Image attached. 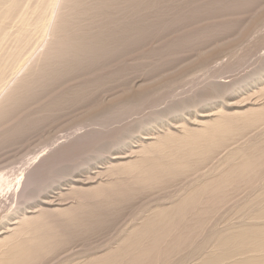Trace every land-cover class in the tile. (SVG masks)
Listing matches in <instances>:
<instances>
[{"label": "bare ground", "instance_id": "6f19581e", "mask_svg": "<svg viewBox=\"0 0 264 264\" xmlns=\"http://www.w3.org/2000/svg\"><path fill=\"white\" fill-rule=\"evenodd\" d=\"M163 1L0 0V147L12 146L15 135L25 133L27 126L45 122L44 117L38 125V118L22 119L25 109L40 105L46 100L43 94L55 93L79 79L81 84L66 86L63 96L57 92V101L47 94L55 101L48 106L51 99L43 111L49 114L93 101L105 113L102 127L111 131L104 139L100 136L95 154L84 160L88 168L98 166L91 168L94 173L86 172L91 175L86 180L80 181L66 162L67 168L62 170L65 159L33 171L32 159L29 167L0 168V200L11 201L0 217V264H264V69L222 84L215 83L219 70L212 67L217 72L211 70L209 80L214 82L207 89L203 86L204 95L195 94L187 101H175L173 92L168 97L162 94L165 87L173 90L175 85L167 80L175 72L151 81L136 76L149 77L158 64L188 50L206 59L211 50L203 48L201 40L187 46L186 35L173 31L196 28L207 37L223 23L197 25L201 13L245 15L256 0H226L225 4L213 0L209 9L203 7L204 1L186 26L182 11L168 20L180 8L172 3L161 5ZM263 10L264 6L252 11L251 24ZM172 37L167 41L172 49L168 58L164 52L165 61L162 54L152 52L156 56L152 60L145 52L150 40ZM138 52L147 55L143 59ZM189 60L184 66L193 61ZM240 61L235 70L246 64ZM205 68L210 71L208 65ZM130 70L132 76L128 77ZM103 94L105 99L100 100ZM234 97L241 99L230 102ZM162 104L168 106L157 110ZM116 106L120 109L113 111ZM149 108L152 113L139 116ZM144 117L147 119L142 120ZM130 118L134 122L126 121ZM122 121L129 124L124 126ZM252 133L255 135L250 136ZM38 175L43 177L39 180ZM70 176L73 179L67 181ZM64 181L69 184L62 191L59 184ZM247 191L251 197L245 195L236 211L249 215L233 224L234 219L225 214L233 216L232 201L236 198L237 202ZM146 196L157 199L153 203L147 199L149 204L143 207L141 203L115 241L75 261L66 258L76 242L116 226L123 206Z\"/></svg>", "mask_w": 264, "mask_h": 264}, {"label": "rangeland", "instance_id": "374dc122", "mask_svg": "<svg viewBox=\"0 0 264 264\" xmlns=\"http://www.w3.org/2000/svg\"><path fill=\"white\" fill-rule=\"evenodd\" d=\"M167 1L168 0H164L161 3V5H167V3L168 4L172 3V4H175V6H178V8H180V11H178V10H177L178 12L174 11L173 15L168 17V20L170 21L171 19H174L175 17L176 18L179 17V15L182 11L180 17H182V19L184 18L183 21H185V22L183 23V25H185V26L189 25L190 21H192L193 15L195 13H197V11L201 8L200 6H202L205 2L206 3L203 5V7H206L207 9H209L214 4L213 0H198L199 2L197 0H189L190 3H188L189 1H187V0H169V2H167ZM173 1L176 3H174ZM200 1L203 3H201ZM214 1H215V3L219 2V3L225 4L226 0H214ZM229 1L231 2V1H235V0H229ZM229 1L227 0V3H229ZM260 1H262V0H260ZM260 1L256 0L252 4V5H254L253 9L251 8V9L247 10L245 12L246 13L245 15L230 17L229 15L226 14L225 11H223L222 14L215 13L213 11H211L208 14V11H206L204 13H201L203 15H201V14H200V16L197 15L199 18L195 17V19H194L196 22H198L197 18L200 20L197 25H202V24L203 25H208V24L211 25V24H215V23H223V24H220L219 28L215 29V31L213 33L211 32L212 34H209L207 37H205V35H201V33L199 31H197L199 29L196 30V28L194 30H186V32H184V33H181L180 31H178L179 29L173 31L175 35L181 34L182 37H183V35H186V36H184V37H186V38H184V40L187 41V44H186L187 46H189L188 45V44H190L189 42L192 43L195 39H197L196 42H199V43L201 40L202 41L201 43L205 44V45H203L204 46L203 48H206V50H211L210 51L211 53H209L207 55L206 59H199L197 57L196 51H189V50L187 52L181 53V54H184L182 56L180 54H178V55H180L179 57L177 55L174 56L175 58L177 57L176 59L173 56H172V58L171 57L168 58L169 54H170L169 51L172 48L170 49L169 46L167 47V41H168V43H170L171 40H173L174 38L173 37L171 39L167 38L166 41L156 40V39L150 40V42L148 43L150 45H148L146 47L145 52L148 51L151 54V55L148 54L151 57V59L153 60L154 57H156V56H154L156 54L159 56L162 54L160 57L164 61L167 58L168 59L164 63L161 62L160 63L161 65L158 64L157 65L158 68L156 67L155 70H152L153 72L149 73V75H150L149 77L146 75H141V73L139 75H136V76L144 77V81L147 79H149L151 81L153 79L157 80L156 78L161 77V75L167 76V75H171L172 73L175 72V74H172V76L174 75L173 77L175 79L172 76H169L168 77L169 79L167 80V84L169 82H171V85H175L173 87V90L172 91L170 90L171 87H169V88L165 87V88H163L162 94L165 93L166 96L168 97L169 93L173 92L175 94V97H176V99H174L175 101L177 100V98H179L178 100L187 101L190 97H192L195 94H198V96L204 95L203 91L205 90V88L206 89L208 88L210 82H214L213 80L212 81L209 80V77H210L209 75L211 74V70L213 72H215V71L217 72V70H219L218 71L219 79H217L215 81V83H218L217 81H220V82L222 81V84H224V83L230 84V83H232V81L238 82V81L242 80L245 76L248 77V76H252L253 73L255 74V72L257 73L256 70H258V69H261L259 71H262L264 69V68H262V67H264L263 66V64H264V46H263L264 45V10L260 13L258 20L255 23L253 22L251 24V22H252V20H251L252 11L254 13L255 10H260V8L262 6H264V4H263L264 1H262L263 3L261 2L262 4L258 5L256 7L257 4L255 5V3L256 2L260 3ZM182 3H184L186 5L183 4V6H182ZM195 3H197V5H195ZM195 7L197 9H195ZM237 12L238 13L242 12V10H238ZM186 13L188 16L186 15ZM192 13H194V14H192ZM174 14H178V15H174ZM200 17L204 20L202 21L200 19ZM206 18L210 19L211 21L210 20L206 21L205 20ZM186 20H187V22H186ZM207 22H208V24H206ZM249 24L251 26L247 30L246 28L249 26ZM261 28H263V29H261ZM216 31H218V32L216 33ZM258 32H259V34H258ZM242 34H244L242 38L238 39L237 41L232 42L236 37H238L239 35H242ZM210 35L211 36L214 35L215 37L214 36L209 37ZM203 37H205L207 39L203 40ZM162 41H163V44L165 43L164 45L162 44ZM224 43H227V45ZM220 44H224V45H221L219 48H216ZM213 49H215V50H213ZM156 50L159 51V54L157 53ZM152 52H156V53H154V55H153ZM164 52L167 55V58H166V55L164 54ZM260 54H261V56H260ZM144 55H147V54H143L141 52H138V54H137V56L140 58H143ZM181 57L183 59H180ZM161 58H160V60H161ZM187 58H188V60L191 59L193 61H191L190 64H188L189 62L186 63V66H184L185 61L187 62ZM207 59H209V60L206 61ZM177 60H182L184 63L181 61L177 62ZM167 61H168V63H170V62L171 63L168 64ZM239 61L242 64L246 62V64H244L241 67L242 69L239 68V69L235 70L236 63ZM158 62H160V61H158ZM162 64H165V65H162ZM187 64L190 67H188ZM213 64L215 66H213ZM234 64H235V66H234ZM206 65H208L210 67L209 68L210 71H208V69L205 68ZM219 65L221 66V69H220ZM212 67H216L217 70H214V68L212 69ZM243 67H244V69H243ZM230 68H231V70H230ZM177 69L178 70L180 69V70L178 71ZM240 69H241V72H240ZM226 70H228L229 72ZM132 72L133 71H131V70L128 72V77L132 76ZM232 76H234V77H232ZM229 79H230V81H229ZM140 80H142V79H140ZM72 82L73 83H68V85L70 87L76 86V83H77V85H80L81 84L80 82H82V80L79 79L77 81H72ZM205 82H207V84ZM68 85H65L61 89H56L55 91H57L58 93L60 91L61 94H59V95L63 96L64 91H66L67 88L69 87ZM66 86H68V87L65 88ZM185 87H186V89H185ZM55 91H52V92H55ZM176 91L178 93H176ZM57 92L51 93L53 95H51L50 93L49 94L48 93L43 94V99L46 98V100H42L40 102V105H39V103L35 104L34 105L35 107L33 105L29 106V107H32V106L33 107L27 111L25 109L24 111H26V112L23 111V113L20 114V117L23 114L22 119L23 118L26 119V117H28V116H29L28 117L29 120L31 119L30 116L33 119L38 118L39 121L36 125H38L40 123V121L43 119V117H44L43 120L45 122L42 121L43 125L39 124L40 126H38V127L37 126L36 127H34V126L28 127L27 126V129L24 128L25 133H22V134L19 133L20 135L16 134L17 139H16V135H15L14 140H17V141L13 142V144H15V145L12 144V146H11V144H10V145L4 146V147H0V168L1 169L5 170V171H9L11 168L20 167L23 164H26V167H29L28 165H30L31 161L34 160V161H32V166L30 167V169L32 168V171H33L34 170L33 168H35V169H37L38 167L47 168L48 165H49V167L53 166L56 163V161L58 162L61 159H65V161L62 163V166H61L62 170H65L67 167H71V165H72V169L74 172H77L76 176H78V178H80V181L86 180L88 178V176L91 177V175H89L90 172H92V173L95 172V170L92 171L91 168L98 167V166L95 165V166H91V168H88L85 166L84 160L89 158V156L93 157V155L95 154V152L98 148V146H97L98 140H99V144H100L102 142L100 140L102 138L103 139L106 138L105 135H108V136L111 135V131L109 132L107 129L102 127L103 118L105 117L104 116L105 113L103 112L102 109H96V105L93 101H89V103L85 102V101H83V102L81 101V102H79L80 105L78 103H76V105H77V106L75 105L76 107L74 105H67V106H65L66 108L63 107L61 110H59L57 112H52V113L48 112L49 114H47V112L45 110L43 111V108L45 107V105L49 104V101H51V99L55 98L57 101V99L60 98L59 96H57V94H58ZM47 94H48V98L50 96H53V98L51 97V99H48ZM54 95H55V97H54ZM98 97H97V99H98ZM55 99H53V101H51L48 106H50L51 103L55 101ZM102 99L103 100L105 99V94H103L101 96L100 100H102ZM240 99L241 98H239V97H234V98H230L229 101L233 103L234 101H237V100L239 101ZM47 101H48V103H46ZM125 104H127V103L125 102L124 105ZM41 105H42V107H41ZM162 105L157 107L158 108L157 110H161L162 108H160V107H165L166 104H164L163 106ZM38 106H40V107H38ZM120 106L114 107L113 111L118 110L117 108L120 109ZM167 106L168 105H166V107ZM29 107H27V109ZM36 107L40 108L42 112L39 111L40 109L38 111L41 114L44 113V115H41L40 113L38 114L37 113L38 108L36 109ZM150 109H152V108L145 109L144 110L145 112L142 111L143 113L142 114L139 113V116L142 117L143 114L145 113L144 115L147 117L150 113H152L151 112L152 110L149 112ZM45 112H46V114H45ZM147 113H148V115H147ZM28 114H30V115H28ZM32 114H34L35 116L36 115H40V116L35 117ZM106 116H107V113H106ZM139 116L135 115L134 117H137V118H139V120H141V118ZM146 117L142 118V120H146L147 119ZM45 118L47 119V121ZM26 120H28V119H26ZM134 120H135V118L133 120L132 119L131 120L126 119L127 122H131V121L134 122ZM124 121H122L121 123L123 124ZM13 123H15V124H11L12 126L11 125L8 126L9 129H11V127L13 128V126H16L19 122L17 121V122H13ZM122 124H118V127H121L123 125L126 126V124H129V123H126L123 125ZM118 127L115 126L114 128H118ZM28 129H30V131ZM263 129H262V131H263ZM4 130H6V129L4 128ZM26 130L29 131V133ZM94 131L96 133H94ZM99 131H105V133L103 134V132H101L102 134L98 133L99 135H97V132H99ZM258 131H260V130H258ZM258 131H257V133H258ZM253 133H256V132H253ZM253 133L250 136L255 135ZM257 133H256V135H257ZM88 134L89 135L91 134L94 136H91V135L88 136ZM84 135L88 136V137L80 138L81 136L83 137ZM19 136H21V138H18ZM13 138H14V136H13ZM77 138L81 139V140L78 141ZM76 139L78 142L76 141ZM18 140H21V141L18 142ZM20 142L22 144H20ZM73 144H75V145H73ZM73 147H76V148L71 149ZM1 148H2V150H1ZM58 152L62 153V154L64 152H66V153H64L63 154L64 156H62V154H59ZM58 154L61 155L62 157L59 156ZM55 159H58V160H55ZM62 161H60V162H62ZM26 162H30V163L27 164ZM34 162H35V164H34ZM64 163L67 167H65ZM5 166H7V167H5ZM30 169H29V173L31 171ZM88 171H89V173L87 174L86 172H88ZM40 175H42V174H40ZM40 175H38L39 180L43 177ZM68 178H66L67 181L70 179H73L71 176ZM68 184H69V182L66 183L65 181L62 182V184H59V185H62V187L60 186V188L63 189L62 191H64L65 189L68 188V186H67ZM174 190H175V188L172 189V192ZM247 192L244 193L242 196L244 197L245 195H247L248 198L251 197V193L249 191H247ZM156 195L153 194V196H155L157 198L162 196L160 194H156ZM158 195H160V196H158ZM240 196H238L239 200L237 202H236V198L232 201L235 204L231 203V205H233L235 208V210H233V211H235L237 214H235L232 211L230 213L233 215L231 218H229L230 216L228 217L227 214H225L227 217L225 215H223L224 212H223V214L220 215L222 217L225 216V218H228L231 221L234 219V221H232L233 224H239V221L240 222L243 221V220L241 221V219H243L244 216L247 217L249 215V214L246 215L247 213H242V215H241V212L239 213L238 208H236V206L239 207V205L242 202V199L245 200V198H247V197L242 198V196L241 197ZM147 197L148 196L141 197V198L135 200L137 203L134 201L129 205L126 204V206H123L122 217L120 218V220L118 221L116 226L111 227L110 229H108L106 231L105 230L100 231L99 233H97V234H95V235H93L87 239L79 240L78 242H76L74 244V250H73L72 254H67L66 258L70 259V260L72 259L75 261L80 256L81 257L85 256V254L87 255V254L93 252L94 250H103L106 247V245H108L110 243V241L111 242L115 241V239L118 237L119 233L121 232L122 228H124L125 225L127 223H129V221L134 218L137 208H141V203L143 204L142 205V207H143L146 204L153 203L154 202L153 200L157 199L154 197L153 198L152 197L147 198ZM50 199L54 200L53 198H50ZM147 199L148 200L151 199L149 201V203H147L148 202ZM250 199H252V198H250ZM10 202H11L10 200H4V199L0 200V217L2 215H4L7 212V210H9L8 208L11 204ZM57 203H59V202H57ZM139 203H140V205H139ZM236 210H238V211H236ZM222 222H224V221H222ZM86 243L88 244V247H87ZM89 249H91V251ZM66 258H64V259H66Z\"/></svg>", "mask_w": 264, "mask_h": 264}]
</instances>
